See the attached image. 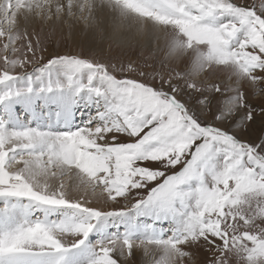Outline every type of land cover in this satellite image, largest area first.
Instances as JSON below:
<instances>
[{"label": "snow or ice", "instance_id": "snow-or-ice-1", "mask_svg": "<svg viewBox=\"0 0 264 264\" xmlns=\"http://www.w3.org/2000/svg\"><path fill=\"white\" fill-rule=\"evenodd\" d=\"M264 264V0H0V264Z\"/></svg>", "mask_w": 264, "mask_h": 264}, {"label": "rangeland", "instance_id": "rangeland-1", "mask_svg": "<svg viewBox=\"0 0 264 264\" xmlns=\"http://www.w3.org/2000/svg\"><path fill=\"white\" fill-rule=\"evenodd\" d=\"M202 259V257H198L196 261H194V264H199V260Z\"/></svg>", "mask_w": 264, "mask_h": 264}]
</instances>
